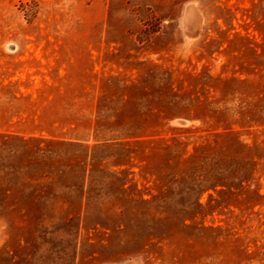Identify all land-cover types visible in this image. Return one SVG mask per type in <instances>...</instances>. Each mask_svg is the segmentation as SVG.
Returning <instances> with one entry per match:
<instances>
[{
  "label": "rangeland",
  "instance_id": "rangeland-1",
  "mask_svg": "<svg viewBox=\"0 0 264 264\" xmlns=\"http://www.w3.org/2000/svg\"><path fill=\"white\" fill-rule=\"evenodd\" d=\"M0 264H264V0H0Z\"/></svg>",
  "mask_w": 264,
  "mask_h": 264
}]
</instances>
